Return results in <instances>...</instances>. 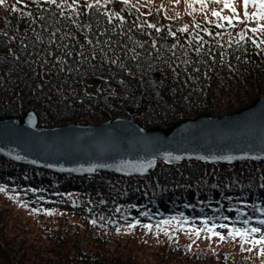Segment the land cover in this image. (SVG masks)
<instances>
[{"label": "trees", "instance_id": "16d2710c", "mask_svg": "<svg viewBox=\"0 0 264 264\" xmlns=\"http://www.w3.org/2000/svg\"><path fill=\"white\" fill-rule=\"evenodd\" d=\"M164 1L100 0L97 5L77 0L73 11L72 0H57L60 8L44 0H5L0 5V118L33 111L46 128L96 125L116 117L146 128L167 127L201 113L220 117L264 97V33L251 30L264 20L245 18L243 0H235V13L223 0H204L202 8L200 0H193L200 4L196 7L192 0ZM248 10L257 11L251 4ZM185 26L188 31H180ZM0 186L6 189L0 195L16 196L27 212L40 217L51 212L68 221L32 245L16 235L27 223L1 208L0 264H264L240 252L193 251L189 242L179 246L173 240L153 255L133 235L125 242L116 235L135 224L133 230L146 229L154 237L166 231L171 239L174 228L207 231L215 225L213 231L227 237L232 228L258 227L261 232L247 238L260 237L264 162H157L146 176H74L0 156ZM71 218L78 219L81 235L71 234Z\"/></svg>", "mask_w": 264, "mask_h": 264}, {"label": "water", "instance_id": "95a60500", "mask_svg": "<svg viewBox=\"0 0 264 264\" xmlns=\"http://www.w3.org/2000/svg\"><path fill=\"white\" fill-rule=\"evenodd\" d=\"M0 156L31 168L74 176L94 172L146 176L157 162H264V97L220 117L201 113L167 127L151 128L126 117L96 125L65 123L46 128L28 111L0 118ZM175 156L181 159L172 160Z\"/></svg>", "mask_w": 264, "mask_h": 264}, {"label": "rangeland", "instance_id": "374dc122", "mask_svg": "<svg viewBox=\"0 0 264 264\" xmlns=\"http://www.w3.org/2000/svg\"><path fill=\"white\" fill-rule=\"evenodd\" d=\"M187 3H189L191 0H184ZM167 5L171 3H177L176 0H165L164 1ZM192 2H194L192 0ZM231 3H233L236 6L235 0H230ZM182 3V7L186 4L184 2ZM195 7L200 6L199 2H194ZM179 9L181 8V5H178ZM201 8L203 5L200 6ZM177 8V11H178ZM179 12V11H178ZM90 90L92 92L95 91V85L93 82H90ZM2 196L0 200V209L1 208H7L6 211L8 212L9 216L19 217L21 218L22 222L27 223V228H23L21 231L17 232L16 235L19 236H25L28 239V242L32 245L35 244L34 239H42L43 236L47 235L49 231L52 229L60 230L61 228H65L66 226V220L61 215H53L46 216V217H40L38 214L33 213L31 211H26L24 207L21 206L17 202L16 196H9V195H0ZM11 197V198H10ZM16 220H10V225L14 224ZM71 228L74 233L71 234H78L81 235L82 232L80 230V224H78L77 218H71ZM13 230V228H11ZM174 236L175 238H168V235H166V231H164L163 235L154 237L153 233L150 231H147L146 229L138 228L136 230H133L132 227L127 226L126 228H121L119 231H117L116 235L119 237H122L123 242H125L127 239H132L133 235L136 240H139L145 248V251L147 252H153V255L157 254L156 252H160L164 246H167L170 243V240H173L176 242L177 245L182 246L186 242H189L190 249L193 251H202L205 248H208L209 251H215L218 254L223 253H233V252H240L242 254L248 255L254 262H260L264 263V254H261V249L264 248V245L256 244L253 245L251 242L244 243L243 247L241 246V243H239V239L236 236L235 239L232 237H226L225 240H220L219 237H210V235L207 234V231H200L199 236L197 237L196 232L197 229L193 228H174ZM260 237L257 236L256 238L249 239V241H252L254 239H259ZM138 241V242H139ZM137 243V242H136ZM138 244V243H137ZM248 249H251L249 251Z\"/></svg>", "mask_w": 264, "mask_h": 264}, {"label": "snow or ice", "instance_id": "6c2138e0", "mask_svg": "<svg viewBox=\"0 0 264 264\" xmlns=\"http://www.w3.org/2000/svg\"><path fill=\"white\" fill-rule=\"evenodd\" d=\"M44 2L47 3V4L56 5L57 8L62 7V4L58 3L57 0H44ZM106 2H108V0H106ZM122 2L124 4H127L128 3V0H122ZM176 2L178 3L179 0H176ZM216 2H221V0H216ZM76 3H77V0H72V4H69L68 7L71 8L73 11H75L76 9H75L74 6L76 5ZM99 3H100V0H96V4L98 5ZM200 3L203 5L204 4V0H200ZM223 3H224V7L225 8H229V9H231L233 11V13H235L234 4L231 3L230 0H223ZM3 4H5V0H0V5H3ZM250 4L253 5L257 9V11H251V12H249L248 8H249V5ZM95 6L96 5H94V4H86V7H88V8H93ZM243 7H244V10H245L244 11V17L245 18H248V19L259 18L261 20H264V0H243ZM11 11H17V9L15 8V6H13L11 8ZM28 15L31 16V13H29ZM114 15H116L120 19H123L122 17H120V14L119 13H115ZM213 15L219 17L220 19L227 20L229 24L232 23V18L231 17H221L220 16V13L219 12H215V11L213 12ZM109 19L111 20V17ZM242 22L243 21H241V23ZM148 26L151 27V28H155L156 27L155 25H148ZM197 27H199V26L197 25ZM220 27H223V25H220ZM156 30L158 32L160 31L159 28H157ZM251 30L253 32L259 31V32L264 33V25H260L258 28H253ZM180 31L187 32L188 31V27L185 26ZM170 34L171 35H175V33H170ZM52 35H53V37H55V33H52ZM88 43L89 44H92V41L89 40ZM97 43L99 44L100 41L98 40ZM103 43L107 44L108 41H104ZM254 43H255V41H254ZM260 43L261 44H264V41H261ZM152 46L155 47V42H153V45ZM257 46L259 47V45H257ZM140 47H143V45L141 44ZM173 47H175V45H173ZM129 51L135 52V49H130ZM196 51L199 52L200 49L197 48ZM101 52H103V49H101ZM68 55H71V53H68ZM81 55H83V54L81 53ZM105 55H106V53H105ZM93 58H95V57H93ZM136 58H137L136 55H134L133 56V59H136ZM110 62L112 64H116L117 63V60L116 59H112ZM185 63H187V61H185ZM120 67L121 68H124L125 66L121 63L120 64ZM122 82L123 81H121V83ZM171 159L172 160H180L181 157L175 156V157H171ZM201 159H203V157H201ZM223 159L231 160V159H233V157H225ZM151 164H152V162L150 161L149 162V166H151ZM5 191H6L5 187L0 186V192H5ZM33 211H37V210L34 209ZM117 211H119V209H117ZM47 214L48 215H52L51 212H48ZM143 214L144 215H147V213H143ZM172 219L175 220L176 218L173 217ZM225 219H227V218H225ZM92 223L95 224L96 221L93 220ZM137 223H139V221H137ZM164 223H168V221H164ZM204 223L207 224V221H204ZM259 223L261 225H264V220H260ZM244 224H248V220H244ZM135 226H136L135 224L129 225V227H132V228H134ZM143 227L148 228V229H151V225H147L146 224V225H143ZM219 227H221V228H227L228 226L225 225V224H221V225H219ZM214 228H215V225H213L212 228H208L207 231L209 233H212V235H214V236H218L220 238V240H222V241L225 240L226 237L223 236V235H221L219 232H214L213 231ZM117 231H119V229H117ZM258 232H261V229L258 228V227H252L250 229H246V228H232V229L229 230L228 236L229 237H232L233 239H235V237L237 235H239L240 238H241V246L242 247H243V244L244 243H249V242H251L253 245H256V244L264 245V234H262L258 240L257 239H254L252 241H249L247 239V237L249 236L250 233H258ZM199 234H200V230H197V232H196L197 237L199 236ZM248 250L251 251V249H248ZM261 254H264V248L261 249Z\"/></svg>", "mask_w": 264, "mask_h": 264}]
</instances>
